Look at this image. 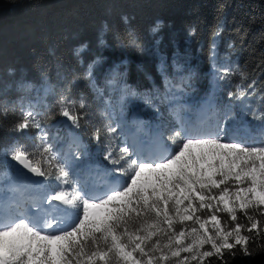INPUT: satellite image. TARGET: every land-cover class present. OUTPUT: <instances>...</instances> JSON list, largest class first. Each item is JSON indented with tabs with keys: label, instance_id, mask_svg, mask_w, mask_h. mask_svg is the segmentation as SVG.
<instances>
[{
	"label": "trees",
	"instance_id": "16d2710c",
	"mask_svg": "<svg viewBox=\"0 0 264 264\" xmlns=\"http://www.w3.org/2000/svg\"><path fill=\"white\" fill-rule=\"evenodd\" d=\"M225 68L232 74L222 81ZM168 78L191 79L193 103L213 89L212 123L252 131L264 146V0H0V143L16 133L18 100L32 94L43 102L41 122L60 115L63 101L86 139L99 128L109 145L103 100L117 110L151 87L165 93ZM238 91L249 95H229ZM260 243L224 259L260 264Z\"/></svg>",
	"mask_w": 264,
	"mask_h": 264
},
{
	"label": "snow or ice",
	"instance_id": "6c2138e0",
	"mask_svg": "<svg viewBox=\"0 0 264 264\" xmlns=\"http://www.w3.org/2000/svg\"><path fill=\"white\" fill-rule=\"evenodd\" d=\"M231 74L225 68L219 79ZM59 114L80 126L63 101ZM29 129L41 130L36 150L17 147L9 155L33 175L55 180L59 190L41 200L23 193L0 199V264H210L213 257L228 264L225 255L237 249L251 255L249 245L264 242V146L181 126L167 138L174 148L161 154L126 145L117 159L109 148L105 159L123 162L115 171L126 179L118 189L97 191L74 179L73 158L61 162L31 110L13 131ZM93 135L99 140L100 129Z\"/></svg>",
	"mask_w": 264,
	"mask_h": 264
},
{
	"label": "bare ground",
	"instance_id": "6f19581e",
	"mask_svg": "<svg viewBox=\"0 0 264 264\" xmlns=\"http://www.w3.org/2000/svg\"><path fill=\"white\" fill-rule=\"evenodd\" d=\"M197 107H200V106L198 105ZM203 109H204V108H203ZM206 110H207V109L205 108V109H204V112L207 113ZM207 114H208V113H207ZM81 143H83V141H81ZM151 147H152L151 144L145 146V148H146L147 150L154 151L153 149H151ZM92 189L97 190L93 185H91V186H90V190H92ZM97 191H99V190H97ZM32 211H35V210L32 209Z\"/></svg>",
	"mask_w": 264,
	"mask_h": 264
},
{
	"label": "rangeland",
	"instance_id": "374dc122",
	"mask_svg": "<svg viewBox=\"0 0 264 264\" xmlns=\"http://www.w3.org/2000/svg\"><path fill=\"white\" fill-rule=\"evenodd\" d=\"M200 130L204 131V130H205V127L203 126ZM223 132H224V129L221 131V134H219V133H218V134L224 138V142L237 143V142H233V141H230V140L226 139V138L224 137V135H223ZM216 133H217V132H216ZM95 152H96V151H95ZM182 255H183V254H182ZM193 263H195V262H193Z\"/></svg>",
	"mask_w": 264,
	"mask_h": 264
},
{
	"label": "water",
	"instance_id": "95a60500",
	"mask_svg": "<svg viewBox=\"0 0 264 264\" xmlns=\"http://www.w3.org/2000/svg\"><path fill=\"white\" fill-rule=\"evenodd\" d=\"M22 169H23V168H22ZM23 170L27 171L26 169H23ZM260 264H264V262H262V263H260Z\"/></svg>",
	"mask_w": 264,
	"mask_h": 264
}]
</instances>
